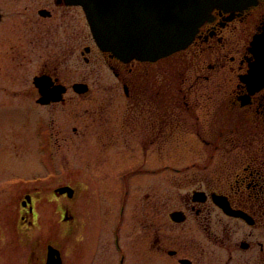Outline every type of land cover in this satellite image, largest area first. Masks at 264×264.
Wrapping results in <instances>:
<instances>
[{
  "label": "flooded vegetation",
  "instance_id": "flooded-vegetation-1",
  "mask_svg": "<svg viewBox=\"0 0 264 264\" xmlns=\"http://www.w3.org/2000/svg\"><path fill=\"white\" fill-rule=\"evenodd\" d=\"M81 14L86 19L71 0H0L1 93L12 89L16 82L8 79L18 74L17 79L36 88L37 108L78 104L93 87L85 81L65 82L63 74H79L83 63L93 75L105 62L122 99L115 104L117 98L109 96L105 110L92 115L86 126L81 115L74 116L92 135L73 126L74 139L70 141L68 130L64 143H74L78 151L89 133L95 144L92 168H107L101 174L105 181L96 172V182L119 183L123 203L128 186L140 194L141 264H148L147 259L149 264H264V0L214 9L185 57L174 61L167 60L172 55L156 62H125L103 52L88 23V34L82 31ZM184 58L191 60L189 77L179 85L187 88L177 92L175 66ZM32 72L37 74L33 78L28 76ZM37 76L50 78L49 94L61 87L62 98L40 104ZM78 85L84 87L79 90ZM44 117L37 120V126L47 129L41 151L64 153L57 143L65 125ZM125 161L130 168L115 174ZM76 194L74 188L73 198ZM27 195L32 204L22 207L20 219L30 231L37 224L41 198ZM68 210L58 205L61 225ZM210 246L227 252L225 263L208 257ZM116 248L119 264L129 262L119 241Z\"/></svg>",
  "mask_w": 264,
  "mask_h": 264
},
{
  "label": "rangeland",
  "instance_id": "rangeland-1",
  "mask_svg": "<svg viewBox=\"0 0 264 264\" xmlns=\"http://www.w3.org/2000/svg\"><path fill=\"white\" fill-rule=\"evenodd\" d=\"M81 29L88 34L89 29L83 14ZM184 52L186 51L177 52L167 60L183 58L186 55ZM185 59L175 66L179 72L178 83L175 84L177 92L187 88V84L179 85L183 78L189 77L188 67L191 66V60ZM169 61H165L164 65L167 66ZM81 66L79 74H63L65 82L79 80L92 85L94 92L78 104L37 108L34 102V99L38 98L36 88L33 83L27 86L21 76V79H17L18 74H12L8 79L16 83L12 89L4 91L6 95L0 90V97H7L4 102H0V264H44L49 245L61 249L59 251H62L64 264H119L121 253L115 245L117 237L123 247V253H128L129 262L126 264H141V245L138 244L141 230L137 212L140 194L133 192L131 185L128 186L130 192L123 203L124 189L122 191L119 183L104 182L106 175L101 178V174L104 169L107 171V168L103 164L92 168L91 158L95 152L92 146L95 144L94 139L88 137L89 133L92 135V129L81 127L82 123L74 119V116L79 118L81 115L80 119L86 126L92 115L105 110L109 96L117 98L116 104L122 99L123 91L119 89L117 92L113 88L117 83L105 62L101 65L102 68L97 66L98 70L93 75L90 72L92 67L86 68L83 63ZM35 75L36 72L28 74L31 78ZM42 116L46 119L53 117L58 120V125H65L57 143L65 148V151H62L64 153L41 151L43 143L40 144V141L47 132L46 126L42 129L37 126V120ZM49 124L52 128L53 123ZM73 126L90 131L87 138L81 140V149L78 151L74 149V143H64L67 135H63L68 130L70 141L74 139L71 132ZM118 168L113 170L115 174L121 168L129 169L130 162L125 161L123 166ZM96 172L98 179L104 181L96 182ZM65 185L76 188V198L58 200L54 196L55 189ZM164 188L167 190L170 187L162 186V189ZM29 193L37 194V197L41 198L36 202L37 224L30 231L26 230L20 219L22 201ZM122 204H125L124 212L121 210ZM58 205H65L70 214L76 217V222L66 221L61 225ZM92 247L96 250L89 257L88 252ZM213 250L214 255H209ZM206 252L208 257L221 263H225L229 258L227 252L218 246H210ZM152 258L154 257H150ZM146 263H150L148 259ZM160 264L166 263L161 261Z\"/></svg>",
  "mask_w": 264,
  "mask_h": 264
},
{
  "label": "water",
  "instance_id": "water-1",
  "mask_svg": "<svg viewBox=\"0 0 264 264\" xmlns=\"http://www.w3.org/2000/svg\"><path fill=\"white\" fill-rule=\"evenodd\" d=\"M221 1L71 0V4L82 6L101 49L127 62L155 61L186 48L206 16ZM38 82L36 78L37 85ZM77 87L81 90L84 86ZM44 97L39 100L42 104L50 101V97L49 100ZM56 192L73 195L69 187ZM26 200L31 202L29 196ZM27 201L23 203L25 207ZM47 264H62L60 252L52 246H49Z\"/></svg>",
  "mask_w": 264,
  "mask_h": 264
}]
</instances>
